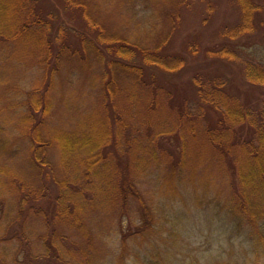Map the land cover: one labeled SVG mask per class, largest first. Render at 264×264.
<instances>
[{
	"label": "trees",
	"instance_id": "1",
	"mask_svg": "<svg viewBox=\"0 0 264 264\" xmlns=\"http://www.w3.org/2000/svg\"><path fill=\"white\" fill-rule=\"evenodd\" d=\"M235 3L227 42L251 34L264 15V0ZM62 11L74 23H64ZM92 19L80 0H0V54L29 59L38 73L16 123L0 111V149L23 144L27 158L25 175L4 167L0 180V264H96V214L112 218L104 235L117 228L123 247L135 234L163 229L155 187L182 188V197L206 201L244 234L253 259L214 264H264V65L246 61L237 90L197 70L195 42H184L185 56L165 52L174 25L136 44ZM202 53L239 59L228 43ZM190 67L182 87L193 90L178 100L175 72ZM77 75L88 96L58 95L59 82Z\"/></svg>",
	"mask_w": 264,
	"mask_h": 264
},
{
	"label": "rangeland",
	"instance_id": "2",
	"mask_svg": "<svg viewBox=\"0 0 264 264\" xmlns=\"http://www.w3.org/2000/svg\"><path fill=\"white\" fill-rule=\"evenodd\" d=\"M45 1L50 4L55 3V0ZM80 1L86 4L89 17L108 31V36L129 39L136 44L146 42L149 37H155L162 27L174 25V32L165 49L168 54L179 53L185 56L184 42H195L194 45H198L201 53L203 49L228 43L229 48L238 51V60L212 59L199 53L198 59L193 63L197 64V67L200 66L201 68L197 70H203L205 74L226 77L229 85L233 84L237 87L239 81H242V69L246 61L260 62L264 65V15L256 22L255 30L251 34L230 42L224 37L227 30L236 24L238 10L235 0H186L188 5L183 4V0ZM176 8L180 10V17L174 15L177 18L175 20L173 14ZM61 19L67 25L74 23L73 15L63 13ZM8 57H10L9 53L0 54V111L3 112L7 123L13 124L20 117L19 112L16 111L23 107V100L20 97H26L28 88L38 80V73L29 59L23 58L24 62H19ZM187 57L189 58V55ZM192 68L183 72L185 75L175 72L174 81L178 84L176 90L178 100L179 97L182 99L181 93L188 95L193 90L182 87ZM81 78L80 75L71 81L63 78L55 90L58 95L76 97L80 100L83 98L82 93L88 96L85 92L88 90L87 86ZM163 78L165 81L173 79L168 73ZM239 87L242 90L243 87ZM236 89L238 90V87ZM86 96L84 100L87 99ZM59 104L55 105V108H58L54 112L61 116L64 105ZM12 134L14 135L13 132ZM10 138H12L11 133ZM8 142L12 144L10 140ZM10 148L6 145L5 148L0 149V180L5 178L4 167H13L12 169L23 175L27 172V158L23 144L20 146L21 151L13 152ZM12 148L15 149V146ZM49 155L56 163L58 157L54 148ZM213 171L216 172L214 169ZM214 181L216 185H222L221 181L220 184L217 180ZM203 187L200 185L198 190L202 191ZM215 187L217 186L211 184L210 189L214 190ZM150 192L163 208L161 217L166 219L163 229L157 231L152 227L150 232L129 237L125 241L127 248L122 246L119 240L121 235L118 234L117 228L108 236L104 235L112 223V218L108 219L96 214L90 220L92 228H94L93 224L97 223L99 227H96L99 228L98 232L102 238L96 242L98 251L96 264H214L220 261L243 262L253 259L252 246L245 241L244 234L233 233L234 224H231L225 216H218L217 210L212 205L205 204L206 201L196 203L193 197L187 194L182 197V188L171 192L167 188L158 190L155 187L151 188ZM152 222L156 223L155 220ZM127 230L128 227L124 229L126 233ZM72 236L77 238L78 234L74 232ZM113 243L115 247L111 246Z\"/></svg>",
	"mask_w": 264,
	"mask_h": 264
}]
</instances>
